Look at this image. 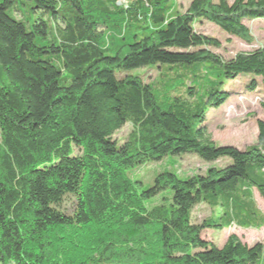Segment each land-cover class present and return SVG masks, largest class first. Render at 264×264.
Listing matches in <instances>:
<instances>
[{
  "label": "trees",
  "instance_id": "trees-1",
  "mask_svg": "<svg viewBox=\"0 0 264 264\" xmlns=\"http://www.w3.org/2000/svg\"><path fill=\"white\" fill-rule=\"evenodd\" d=\"M117 4L0 0V264H264V240L202 238L264 228L253 196L264 200V102L243 150L215 146L204 125L233 94L227 82L243 75L245 89L264 90V49L223 58L195 29L250 43L245 21L264 23V0H191L183 12L173 0ZM147 70L159 86L144 83ZM183 154L220 166L183 180L161 172L140 191L129 176ZM160 193L168 204L147 210ZM67 196L72 215L60 210ZM197 205L210 210L200 223Z\"/></svg>",
  "mask_w": 264,
  "mask_h": 264
},
{
  "label": "rangeland",
  "instance_id": "rangeland-1",
  "mask_svg": "<svg viewBox=\"0 0 264 264\" xmlns=\"http://www.w3.org/2000/svg\"><path fill=\"white\" fill-rule=\"evenodd\" d=\"M134 1V0H130ZM127 0H118V6L126 7ZM179 12H183L191 0H173ZM21 13L27 17H35L29 11L28 7H21ZM19 19L20 16L16 14ZM251 34V42H244L237 38L228 36L223 31L208 24L201 23L195 25V29L202 35L216 38L220 43V49L212 51L223 58H229L236 53H248L258 48L264 49V23L261 21H245ZM140 71H133L132 74H139ZM142 80L144 83H154L158 85L160 79L157 70H147L143 72ZM243 75L235 81H229L225 85L226 91L233 94L218 108L207 112L204 125L215 146H232L238 150H243L256 141L257 127L256 122L263 118L260 104L264 102V90L256 88L254 91L245 89L247 83ZM242 80V81H240ZM131 132L129 125L124 126L120 131L114 134L113 139L121 144ZM220 161L205 162L195 154H183L179 156H166L159 161L147 162L129 170V176L138 181L140 190L149 188L154 178L161 172L174 174L180 180L186 179L192 175L204 174L209 168H218ZM254 200L259 211L264 216V200L259 194L253 192ZM169 195L160 193L157 196L145 202L147 210L157 205H167L164 201ZM76 207V201L73 197L67 196L60 207V210L66 215H72ZM210 216V210L204 205H197L192 211V218L196 223H200ZM229 235H235L241 243L246 246H252L255 243L264 240V228L260 230H241L235 227H224L222 230H205L202 238L212 242L220 248ZM10 264V263H8Z\"/></svg>",
  "mask_w": 264,
  "mask_h": 264
}]
</instances>
